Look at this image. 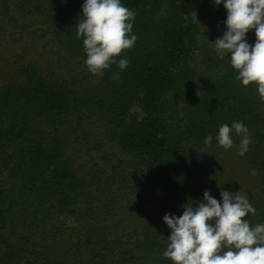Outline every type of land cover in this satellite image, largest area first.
<instances>
[{"label":"trees","instance_id":"obj_1","mask_svg":"<svg viewBox=\"0 0 264 264\" xmlns=\"http://www.w3.org/2000/svg\"><path fill=\"white\" fill-rule=\"evenodd\" d=\"M83 2L0 0V264H173L162 217L205 190L247 195L264 223V102L215 53L223 5L122 0L137 41L99 77L76 36ZM234 121L244 156L234 132L216 142Z\"/></svg>","mask_w":264,"mask_h":264},{"label":"clouds","instance_id":"obj_2","mask_svg":"<svg viewBox=\"0 0 264 264\" xmlns=\"http://www.w3.org/2000/svg\"><path fill=\"white\" fill-rule=\"evenodd\" d=\"M212 3L222 4L227 12L226 30L214 40L217 57H228L237 72L236 79L243 86L254 83L264 102V0H212ZM81 7L76 36L83 40L88 71L103 77L113 64L120 71L125 70L129 60L117 57L122 50L135 46L136 12L125 7L122 0H84ZM252 29L254 44L247 38ZM114 79H118V74L114 73ZM233 132L241 137L237 154L244 156L252 138L242 121L222 124L216 142L228 151L234 144ZM212 141L209 135L204 143L210 146ZM251 174L257 175L256 170ZM220 198L205 190L203 199L195 201L196 207L189 198L182 205V215L166 213L162 217L171 230L163 252L165 258L173 264H264V223L251 226L246 219L256 213L247 195L221 190Z\"/></svg>","mask_w":264,"mask_h":264}]
</instances>
